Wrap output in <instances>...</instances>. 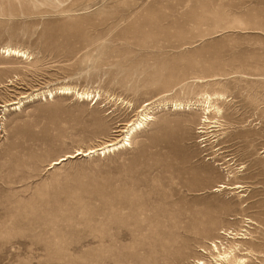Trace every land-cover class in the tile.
<instances>
[{
	"label": "rangeland",
	"instance_id": "rangeland-1",
	"mask_svg": "<svg viewBox=\"0 0 264 264\" xmlns=\"http://www.w3.org/2000/svg\"><path fill=\"white\" fill-rule=\"evenodd\" d=\"M4 47L0 264H264V0H0Z\"/></svg>",
	"mask_w": 264,
	"mask_h": 264
},
{
	"label": "bare ground",
	"instance_id": "bare-ground-1",
	"mask_svg": "<svg viewBox=\"0 0 264 264\" xmlns=\"http://www.w3.org/2000/svg\"><path fill=\"white\" fill-rule=\"evenodd\" d=\"M0 50L3 53H6L7 55H17L20 57H24L27 55L26 51H23L19 48H13V47H4V48H0ZM74 89L72 87L69 86H65V87H60L57 91L54 90H48L46 92H37L34 93L32 95H28V96H24L22 98L23 99H19L18 101H13V102H8L6 104L3 105V108L5 111L9 110V109H18L20 108L25 100L27 99H32L33 97H43L44 99H46L47 97H53L56 93H61V94H70ZM79 97H89L91 96L90 92L87 91H82V92H77ZM97 96V95H96ZM92 97V96H91ZM98 98V97H97ZM198 105H202L206 112L209 113L213 110H217L218 112H220V107L217 105V103H215L213 97L209 94H207L204 99H202L201 101L198 102H192V101H188V102H172V108L174 110H191L194 107L198 106ZM170 105L169 103H161L158 105V107L160 108H168ZM153 112V107L150 106V103H147L144 108H142L141 110H139V113L136 117V119L133 122H130L127 127L124 129L123 132H125V135L123 136V138L120 139H115V140H110L102 145H99L97 147L94 148H90L88 150H79L77 152V154H68L67 157H62L57 161H54L52 163V165H57L59 163H61L64 159L66 158H70V157H76L78 155H83V156H88V155H92V154H101V155H106L107 153L113 152L115 150H118L120 148L125 147L126 145H130V141L132 136L134 135V133L138 132L139 130H141L142 128H144L146 126V124L150 121L153 120L154 117L153 115H151V113ZM215 122V121H214ZM203 123H207L210 124L211 122L209 121L208 117H206L205 119H203ZM211 126V125H210ZM214 126V125H213ZM201 128H204L203 126ZM209 129V128H208ZM199 132H203L199 131ZM66 161V160H65ZM219 186H221V188H227V189H238L241 187L240 184H235L232 186H229L227 184H220ZM215 190H220L219 188H216ZM223 234H225V236H229L230 234H235L233 235V239H243V237L240 236L241 233L239 232H226L223 231ZM246 238V237H245ZM218 242V241H216ZM220 243V241H219ZM212 245L214 247V252L216 255L213 256V260L216 262L222 261V262H227V263H234V264H239V263H244L246 259H244L243 257H237L233 255V252L235 250V248L239 247V244H235V247H223V249H221L217 243L212 242ZM222 247V246H221ZM204 252V251H203ZM251 251H247L248 254ZM197 264H211V263H207L203 260H198Z\"/></svg>",
	"mask_w": 264,
	"mask_h": 264
}]
</instances>
